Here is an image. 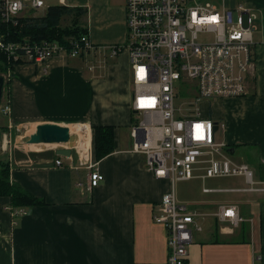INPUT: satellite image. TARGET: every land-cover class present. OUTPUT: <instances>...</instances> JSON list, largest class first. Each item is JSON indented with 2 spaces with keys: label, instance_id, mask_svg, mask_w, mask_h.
Masks as SVG:
<instances>
[{
  "label": "crops",
  "instance_id": "1",
  "mask_svg": "<svg viewBox=\"0 0 264 264\" xmlns=\"http://www.w3.org/2000/svg\"><path fill=\"white\" fill-rule=\"evenodd\" d=\"M238 2L256 14L255 68L247 77V93L210 102L208 115L225 124L216 137L228 144L229 158L249 164L256 169L257 180H264V0H231L230 7ZM64 4L87 9L83 19L96 48L83 56L16 65L7 78L0 104L9 101L11 113L0 112V159L9 161L11 180L42 203L15 214L11 198L0 196V264H160L169 255L167 230L154 215L172 181L157 178L145 166L144 156L131 150L136 118L130 56L124 45L125 0H65ZM112 46L123 47L112 56ZM107 50L114 61L100 64ZM44 122L70 128L87 124L93 137V126H114L115 148L98 159L94 145L88 150L89 162L79 165L83 153L78 146L67 157L56 152L67 143L42 147L22 141L27 133L19 134L21 127L32 129ZM78 139L79 135L76 143ZM59 158L61 165L55 162ZM95 167L104 179L89 189V174ZM203 172L196 177L202 178ZM233 177V184L240 178L246 182L244 176ZM246 193L201 200V210H192L200 213L203 229L194 231L189 264H264V192ZM224 203L239 205L245 218L239 226L223 223L217 216Z\"/></svg>",
  "mask_w": 264,
  "mask_h": 264
},
{
  "label": "built area",
  "instance_id": "2",
  "mask_svg": "<svg viewBox=\"0 0 264 264\" xmlns=\"http://www.w3.org/2000/svg\"><path fill=\"white\" fill-rule=\"evenodd\" d=\"M58 2L64 4L65 0ZM213 2H220L221 7ZM0 6L3 22L17 23L29 9H46L50 4L49 0H0ZM125 9L124 45L132 69V109L142 116L132 126L131 150L144 156L145 166L157 178L172 181V188L164 193L154 215L155 221L167 230L169 255L160 264H189L188 246L193 242L194 231L203 228L198 221L200 213L178 200L177 180L194 178L196 170L203 168V179L244 176L249 184L220 189L204 186L205 192H264V180L255 179L249 164L230 159L228 144L217 139L219 126L225 124L206 116L196 106L204 100L247 93V77L256 64L253 51L256 14L243 2L230 7L226 0H125ZM122 47L112 46L111 55ZM95 48L89 34L70 38L69 45L49 39L8 41L0 35V51L12 64L3 75V91L13 65L41 64L56 56L78 57ZM180 95L191 98L187 111L176 105ZM0 112L9 115L11 103L0 104ZM5 135H2L3 148L8 144ZM55 162L63 163L61 158ZM87 162L88 151L81 156L79 165ZM103 179L104 175L95 167L89 174L88 188L98 186ZM24 213L25 208L15 210V214ZM217 216L223 223L230 221L234 226L245 220L239 205L234 203L220 205Z\"/></svg>",
  "mask_w": 264,
  "mask_h": 264
},
{
  "label": "trees",
  "instance_id": "3",
  "mask_svg": "<svg viewBox=\"0 0 264 264\" xmlns=\"http://www.w3.org/2000/svg\"><path fill=\"white\" fill-rule=\"evenodd\" d=\"M36 11L29 9L27 14L18 18L17 23L3 22L0 11V35H4L5 40L8 41L35 42L49 39L69 45L70 38H79L88 34V28L83 19L87 13L84 7L52 4L43 14L36 15ZM70 16H73L72 22L64 25L63 22ZM9 65L12 64H9L7 55L0 52V72L6 71ZM93 127L95 153L100 159L115 148L114 126L95 125ZM4 195L11 198L13 210L42 203L38 197L11 180L9 161L0 159V196Z\"/></svg>",
  "mask_w": 264,
  "mask_h": 264
},
{
  "label": "rangeland",
  "instance_id": "4",
  "mask_svg": "<svg viewBox=\"0 0 264 264\" xmlns=\"http://www.w3.org/2000/svg\"><path fill=\"white\" fill-rule=\"evenodd\" d=\"M55 1L56 0H49V3L52 4ZM213 3L217 4L219 7H221L220 2H213ZM226 5L232 6L231 0H226ZM45 11H46V9H38L36 11V15L43 14V13H45ZM25 14H27V12ZM72 18H73V16L68 17L64 21L65 23L63 22V24L64 25L70 24L72 22V20H71ZM110 50H111V48H110ZM110 50H107V52L102 53V57H101L102 62H100V64L103 63L105 65H108L114 61V59L110 57V53H109ZM93 62L95 63L96 61L92 60V63ZM182 94H186V92L183 91ZM190 100H191L190 97L185 99L180 95L176 99V105L177 106H184L185 110L187 111L188 110L187 102ZM213 101L214 100H210V101L204 100L200 104H197L196 106H199L201 108V110H203V112L207 111V113H205V115L208 116V111L210 110L209 107L211 105L209 103L213 102ZM134 116L136 118V122L139 121L142 117L140 114H134ZM71 127H73V125H71ZM34 130H35V128L28 129L26 127H21L19 134L30 133ZM72 134H74V133H72ZM76 134L77 133H75V135ZM56 145H60V144H50L49 146H56ZM77 146L81 150L80 139L78 140ZM93 146H94V137L92 136V141L90 143V148H89L90 151H91V148ZM253 169L255 172L256 169L255 168H253ZM199 172H203V171L202 170L197 171L196 173H199ZM235 178L236 177H233V176H231V177H209V178L205 179V183H204V180L202 178H197V177L187 179V180H178L176 183L178 199L180 201H183L184 203H186L191 210H201V206L199 205V202L201 200L219 201V200H224V199H230L231 197H235L238 195L243 196V195L247 194L246 192H220V191L219 192H215V191L214 192H205L203 190L204 186L211 187V188H213V187H229V186H240V187L249 186V184L247 182H245V180H243V178H240L236 184H233L232 181ZM255 179L257 180L256 175H255Z\"/></svg>",
  "mask_w": 264,
  "mask_h": 264
},
{
  "label": "water",
  "instance_id": "5",
  "mask_svg": "<svg viewBox=\"0 0 264 264\" xmlns=\"http://www.w3.org/2000/svg\"><path fill=\"white\" fill-rule=\"evenodd\" d=\"M4 77L0 75V101L3 96ZM77 135L71 134L70 126L55 122H44L36 126L35 130L23 136L22 141L28 144H68V147H60L57 154L70 157L76 146Z\"/></svg>",
  "mask_w": 264,
  "mask_h": 264
},
{
  "label": "bare ground",
  "instance_id": "6",
  "mask_svg": "<svg viewBox=\"0 0 264 264\" xmlns=\"http://www.w3.org/2000/svg\"><path fill=\"white\" fill-rule=\"evenodd\" d=\"M70 129L72 133H77V135H79L81 151L84 155H86L92 141V134L89 125L76 124L73 125V127H71ZM76 145H78V142L76 143Z\"/></svg>",
  "mask_w": 264,
  "mask_h": 264
},
{
  "label": "flooded vegetation",
  "instance_id": "7",
  "mask_svg": "<svg viewBox=\"0 0 264 264\" xmlns=\"http://www.w3.org/2000/svg\"><path fill=\"white\" fill-rule=\"evenodd\" d=\"M5 71L0 72V75H4ZM4 77V76H3ZM4 83H5V79H4ZM3 98V97H2ZM2 100V99H1Z\"/></svg>",
  "mask_w": 264,
  "mask_h": 264
}]
</instances>
